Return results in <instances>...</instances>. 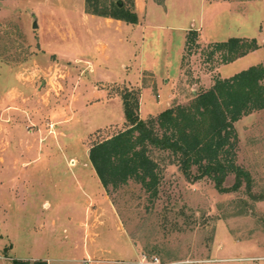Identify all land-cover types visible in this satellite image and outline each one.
<instances>
[{"label": "rangeland", "instance_id": "1", "mask_svg": "<svg viewBox=\"0 0 264 264\" xmlns=\"http://www.w3.org/2000/svg\"><path fill=\"white\" fill-rule=\"evenodd\" d=\"M111 1L149 10L168 28L132 34L133 44L131 24L116 31L103 16L91 18L85 0H0V264L29 256H49V264L86 256L102 264H140L144 256L236 264L206 260L264 255V109L234 124L236 163L250 187L233 189L234 173L227 191L206 176L189 181L173 156L152 150L161 177L151 198L133 179L106 189L88 157L94 141L127 126L126 92L137 97L139 117L153 119L211 86L221 65L205 61L210 42L245 36L262 44L264 0H138V10L136 0L102 3ZM184 28L199 38L182 61ZM262 60L260 47L222 65L221 76ZM258 260L247 263L264 264Z\"/></svg>", "mask_w": 264, "mask_h": 264}, {"label": "trees", "instance_id": "2", "mask_svg": "<svg viewBox=\"0 0 264 264\" xmlns=\"http://www.w3.org/2000/svg\"><path fill=\"white\" fill-rule=\"evenodd\" d=\"M85 11L127 23L138 20L136 12L121 1L105 4L102 0H85ZM198 38L197 30L187 31L182 61L198 47ZM260 47L264 48V42L260 44L255 38L229 37L210 42L202 53L210 65H222ZM263 80L264 60L229 77L215 75L211 86L197 91L188 104L168 107L149 120L139 117L137 97L126 92L122 105L127 126L94 141L88 149L100 183L106 189L110 186L116 189L133 179L155 198L161 168L150 154L159 150L173 156L189 181L206 176L219 191H227L223 183L234 173L233 189L243 181L250 187V173L236 163L238 135L234 124L243 116L264 109ZM11 264H47V261L13 258Z\"/></svg>", "mask_w": 264, "mask_h": 264}, {"label": "crops", "instance_id": "3", "mask_svg": "<svg viewBox=\"0 0 264 264\" xmlns=\"http://www.w3.org/2000/svg\"><path fill=\"white\" fill-rule=\"evenodd\" d=\"M225 1H229V0H211V1H208V3L209 2L210 3H213V4L215 3V4H217L215 6L219 7V5H222L223 2H225ZM201 2L203 3V2H207V1L206 0H201ZM138 3H139L138 0H136V8H137V10H138V7H137L138 6ZM148 5H149V7H151L152 4L149 3ZM136 14L138 16V20H137L136 23H127V22H125L123 20L116 19V18H112V17H103V20H104V23L107 24L108 26H114V28H115L116 31H119V30L123 29V27L126 28V27L129 26V24H131L130 25L131 27H128L130 29V30H128V33H129V37L131 36L130 42L133 43V44L136 43V39L134 38V37H136V34H137V36H140L141 39H143L144 38V34H145V32H146L147 29L151 30L153 28V29H156V30H160V29L165 30L166 28H168V26H165L163 24H154L153 20L150 19L152 13L149 10L147 11L146 14L145 13H138V12H136ZM89 16H91V18L94 19V17H92V16H95V15L90 14ZM184 29L186 30V33H185V38H186V34H187V31L189 29L188 28H184ZM198 30L201 33V28H199ZM132 34H134L135 36L133 37ZM184 44H185V40H184ZM260 44H261V42H260ZM257 50L258 49L253 50V51L247 53L246 55L251 54V53H254ZM246 55L241 56V57L237 58L236 60H238V59H240L242 57H245ZM236 60H234V61H236ZM234 61H232V62H234ZM222 65H224V64H222ZM222 65L218 67L219 76H221L220 68L222 67ZM233 74H231V75H233ZM231 75L221 76V77H229ZM53 224H54V221L51 222V225H53ZM73 247H76V244H73ZM7 252H8V250H7ZM256 258H259L258 261H260V262L261 261H264V255H240V256H235V257H221V258L214 256V258L209 259L207 261V263H212V262H218V263L237 262L236 264H249L247 262H249L250 260H256ZM23 259H30V260L44 259V260L47 261V264H49V259L50 258H49V256H47V257L29 256V257H23ZM60 259H63L64 260L66 258H63L62 257ZM252 264H256V263H252ZM261 264H263V263L261 262Z\"/></svg>", "mask_w": 264, "mask_h": 264}, {"label": "built area", "instance_id": "4", "mask_svg": "<svg viewBox=\"0 0 264 264\" xmlns=\"http://www.w3.org/2000/svg\"><path fill=\"white\" fill-rule=\"evenodd\" d=\"M208 261V260H206ZM103 260H98L91 258L90 256H86L82 259L81 264H102ZM205 260H185V261H171V262H164L161 261L157 256H151L149 258L142 257L140 264H193V263H204Z\"/></svg>", "mask_w": 264, "mask_h": 264}, {"label": "water", "instance_id": "5", "mask_svg": "<svg viewBox=\"0 0 264 264\" xmlns=\"http://www.w3.org/2000/svg\"><path fill=\"white\" fill-rule=\"evenodd\" d=\"M33 27H36V22L35 21L33 22Z\"/></svg>", "mask_w": 264, "mask_h": 264}]
</instances>
